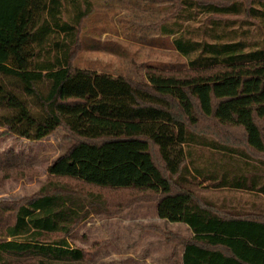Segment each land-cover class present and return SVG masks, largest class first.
Segmentation results:
<instances>
[{"label":"trees","instance_id":"trees-1","mask_svg":"<svg viewBox=\"0 0 264 264\" xmlns=\"http://www.w3.org/2000/svg\"><path fill=\"white\" fill-rule=\"evenodd\" d=\"M156 1L168 5L155 28L187 68H149L140 85L74 67L93 0H0V138L72 141L32 196L0 200V264H94L103 245L72 247L76 229L138 203L193 231L162 232L183 264H264V205L229 200H264V153L218 117L264 84V0ZM35 173L25 153L0 152L1 184Z\"/></svg>","mask_w":264,"mask_h":264},{"label":"rangeland","instance_id":"rangeland-1","mask_svg":"<svg viewBox=\"0 0 264 264\" xmlns=\"http://www.w3.org/2000/svg\"><path fill=\"white\" fill-rule=\"evenodd\" d=\"M93 1L95 9L84 22L83 47L74 60L75 68L122 76L140 85L147 84L145 74L149 68L169 72L187 68V60L175 50L172 38L159 34L154 25L164 15L168 3L156 0ZM218 117L222 126L239 139L247 137L253 151L264 153L263 83L256 82L251 97L224 103ZM71 145L72 141L66 138L63 130L42 141L1 137L0 152L14 150L25 153L31 158L36 173L23 181L5 180L0 183V200L16 201L32 196L47 180L46 167ZM107 195L111 196V193ZM204 195L214 199L225 196L210 190H205ZM232 199H235L233 203L238 211L252 203H257L260 208L264 205V200H254L245 193L231 194L229 200ZM155 206V203H138L112 218L92 215L80 224L74 236L85 235V239L79 241L82 248H90L98 242L95 240H105L107 236L122 233L137 241L134 237L143 234L144 230L148 235L154 232L164 238L162 232H166L165 225L156 228L157 223L153 220L156 217Z\"/></svg>","mask_w":264,"mask_h":264},{"label":"crops","instance_id":"crops-1","mask_svg":"<svg viewBox=\"0 0 264 264\" xmlns=\"http://www.w3.org/2000/svg\"><path fill=\"white\" fill-rule=\"evenodd\" d=\"M116 76V75H115ZM153 218L156 228L165 225L166 232L176 233L191 239L194 236L190 227L183 223H170L160 219L157 215ZM147 220V218L142 217ZM144 220V223L146 221ZM143 221V220H142ZM161 230V229H160ZM85 235L75 236L73 240H69L72 247H81L80 240L85 239ZM107 236V235H106ZM137 241L130 238L129 234H116V236H107L105 240H95L105 243L103 248L92 262L94 264H183L184 249L179 250L178 256L174 257V245L167 243L161 235L144 230L143 234H139Z\"/></svg>","mask_w":264,"mask_h":264}]
</instances>
